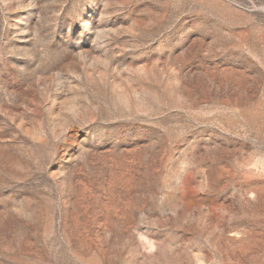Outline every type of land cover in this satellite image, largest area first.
Masks as SVG:
<instances>
[{
  "label": "rangeland",
  "instance_id": "rangeland-1",
  "mask_svg": "<svg viewBox=\"0 0 264 264\" xmlns=\"http://www.w3.org/2000/svg\"><path fill=\"white\" fill-rule=\"evenodd\" d=\"M0 264H264V0H0Z\"/></svg>",
  "mask_w": 264,
  "mask_h": 264
}]
</instances>
